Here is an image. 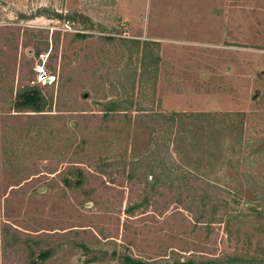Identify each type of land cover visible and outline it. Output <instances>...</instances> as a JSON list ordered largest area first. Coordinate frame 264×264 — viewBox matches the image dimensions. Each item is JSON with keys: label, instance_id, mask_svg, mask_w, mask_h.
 Listing matches in <instances>:
<instances>
[{"label": "rangeland", "instance_id": "rangeland-1", "mask_svg": "<svg viewBox=\"0 0 264 264\" xmlns=\"http://www.w3.org/2000/svg\"><path fill=\"white\" fill-rule=\"evenodd\" d=\"M126 255L264 264V0H0V264Z\"/></svg>", "mask_w": 264, "mask_h": 264}, {"label": "trees", "instance_id": "trees-1", "mask_svg": "<svg viewBox=\"0 0 264 264\" xmlns=\"http://www.w3.org/2000/svg\"><path fill=\"white\" fill-rule=\"evenodd\" d=\"M57 16H61L58 15ZM134 44H138L139 45V49L142 48V57H141V73H140V79L141 82L144 81L145 75L147 73H153L154 75V85H153V91H154V95H155V91H156V83H157V76H158V70H159V65L161 62V55H160V45L159 42L156 41H144L143 43L140 42L139 40H133L132 41ZM154 48V49H150V48ZM150 49V53L148 52V50ZM17 108H29L33 111H43L45 106H46V100L45 97L42 95L41 91L38 88L35 87H31V86H26L24 87L22 90L19 91L18 95H17ZM133 103H130V105H132ZM122 106L120 102H116V101H110L109 105H108V110H115L117 107ZM139 109L138 110H146L144 108H142L143 106L140 104L138 105ZM157 114H161V113H157ZM160 116H164V118L166 119V121H168L169 124H171V122L177 123L180 126L182 123H184V118L188 117V119H190L192 116L196 117L198 116L200 117H207V116H214L216 117V114H212L209 112H199L196 114H192V115H179L178 117L175 115L167 117L165 115H160ZM171 128V126H170ZM241 129V128H240ZM171 131V130H170ZM178 133L181 131V129H177ZM242 132V131H241ZM240 132V134H241ZM242 138V135L240 136ZM254 262V259H244L242 257H228L226 259V263L229 264H234L236 262ZM218 261H207V262H199L196 263L195 261L189 260V261H174V262H166V263H161V262H150V261H145V260H141V259H137L134 258L130 255H126L124 257V263L125 264H210V263H217Z\"/></svg>", "mask_w": 264, "mask_h": 264}, {"label": "built area", "instance_id": "built-area-1", "mask_svg": "<svg viewBox=\"0 0 264 264\" xmlns=\"http://www.w3.org/2000/svg\"><path fill=\"white\" fill-rule=\"evenodd\" d=\"M40 56V61L36 63L33 68L34 76L32 79V84L41 86L51 85L55 82L56 76L47 68L46 60L43 59L44 55Z\"/></svg>", "mask_w": 264, "mask_h": 264}]
</instances>
